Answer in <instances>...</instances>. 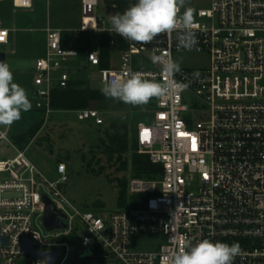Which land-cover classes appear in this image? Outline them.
<instances>
[{
    "label": "built area",
    "instance_id": "2783aa9c",
    "mask_svg": "<svg viewBox=\"0 0 264 264\" xmlns=\"http://www.w3.org/2000/svg\"><path fill=\"white\" fill-rule=\"evenodd\" d=\"M10 1L15 10L34 7L33 0ZM98 7L99 0H81L75 38L98 34L85 69L101 66L104 34L109 50L120 53L118 67L99 70L102 87L133 72L164 80L152 55L174 59L176 51H189L177 48L176 33L147 44L127 41L111 30L113 15H100ZM193 18L198 43L191 51L206 53L208 64L181 67L171 77L176 90L150 101L153 122H139L135 133L136 151L162 172L153 178L131 173L127 206L94 211L65 195L70 176L64 161L50 178L28 158V146H15L14 155L0 158V264H161L181 245L202 239L239 243L233 264H264V0H211L209 8L193 10ZM10 30L0 19V44L9 42ZM45 32L34 86L46 122L53 90L74 80L65 62L78 51L66 44L64 30L48 26ZM102 112L92 106L75 111L79 121L96 126L107 121ZM1 140L11 143L8 130L0 129ZM44 196L65 213V228L42 223ZM139 234H160L165 242L136 250Z\"/></svg>",
    "mask_w": 264,
    "mask_h": 264
},
{
    "label": "rangeland",
    "instance_id": "374dc122",
    "mask_svg": "<svg viewBox=\"0 0 264 264\" xmlns=\"http://www.w3.org/2000/svg\"><path fill=\"white\" fill-rule=\"evenodd\" d=\"M211 0H186L185 8L192 10L209 8ZM33 9L15 10L12 1L0 2V19L10 28V39L6 44H0V51L6 52L7 64L14 74V81L23 86L32 103L31 110L22 112L20 120L10 127L0 125V129L8 130L11 143L0 141V158L12 156L16 153L15 136L27 134L30 128L40 121L42 127L35 136L26 135L25 146H28L26 154L28 158L48 177L57 176L58 162L64 161L68 166L69 181L64 193L72 203L79 208L92 209L94 211H113L128 204V197L120 200V186L118 180H110L112 177H126L127 180L133 172L131 161L128 169L123 172H115L114 168L107 169L106 173L96 175L91 171L98 168L97 158L102 156L103 146L101 138L104 132L90 122L77 119V109H54L45 122L43 111L38 110L34 86V64L38 57L44 55L46 47V32L48 26L64 30L66 44L78 51V55L70 58L66 63L75 80H90L93 88H102L100 82L101 68H113L119 66L120 53L118 50H109L103 55V63L98 67L85 69L88 64L87 51L96 49L99 45L97 33H81V38L76 39L81 17V0H33ZM119 8L108 5L104 0H99L98 12L102 16L117 14ZM15 28V29H14ZM174 60L180 67L200 68L208 64L209 57L206 53L194 51H176ZM92 107L105 111L125 112L126 118L121 120L128 127L130 150L127 153L131 157L133 153V138L139 122L148 124L153 122V112L150 102L147 105L133 106L122 101L112 100L106 103H95ZM107 120L102 127L110 126ZM91 162V165L89 166ZM133 174V173H132ZM165 238L160 234H139L133 240V248L136 250H150L158 248Z\"/></svg>",
    "mask_w": 264,
    "mask_h": 264
},
{
    "label": "clouds",
    "instance_id": "9594fccd",
    "mask_svg": "<svg viewBox=\"0 0 264 264\" xmlns=\"http://www.w3.org/2000/svg\"><path fill=\"white\" fill-rule=\"evenodd\" d=\"M186 0H136L122 14L111 17V30L125 40L150 43L157 36L176 33L177 48L191 51L198 43L194 31L193 10L184 8ZM151 61L166 75L164 80L147 78L140 72L126 77L107 79L101 92L110 99L133 106L147 105L153 98L162 99L176 90L171 79L181 71L180 64L164 54H153ZM198 76L199 73H195ZM32 103L26 89L14 81V74L6 62H0V125L11 126L31 110ZM241 252L239 243L202 239L179 247L177 252L162 257L161 264H233Z\"/></svg>",
    "mask_w": 264,
    "mask_h": 264
},
{
    "label": "trees",
    "instance_id": "16d2710c",
    "mask_svg": "<svg viewBox=\"0 0 264 264\" xmlns=\"http://www.w3.org/2000/svg\"><path fill=\"white\" fill-rule=\"evenodd\" d=\"M108 5H116L119 8L118 13H123L128 7H130L136 0H104ZM108 36L103 35L102 39V63L104 53L109 51ZM114 99L107 98L99 88H93L90 80L87 78L72 80L67 88H56L52 93L51 105L53 109H81L91 107L95 103H106ZM43 121L33 125L27 134L15 136L14 141L21 148H24V141L26 135L32 137L36 135L39 129L42 127ZM104 125V124H103ZM99 125V129L104 132L105 136L101 138V145L103 146L102 156L97 158L96 163L99 165L91 169L96 175L106 173L107 169L114 168L115 172H123L128 169L129 162L133 170V175L141 178H153L157 173L162 172V165L153 163L147 154H140L136 151L137 144L133 138V153L131 157L127 156L130 150L129 133L127 125L121 120L111 121L110 126L102 127ZM96 126V125H95ZM26 147V146H25ZM91 165V162L89 166ZM108 178L112 181L118 180L120 188L119 196L123 202L126 197V190L128 180L126 177H112L111 174H107Z\"/></svg>",
    "mask_w": 264,
    "mask_h": 264
},
{
    "label": "water",
    "instance_id": "95a60500",
    "mask_svg": "<svg viewBox=\"0 0 264 264\" xmlns=\"http://www.w3.org/2000/svg\"><path fill=\"white\" fill-rule=\"evenodd\" d=\"M6 59V52L0 51V62H6ZM102 116L106 120H124L127 115L125 112L105 111L102 112ZM44 200L46 202V212L42 218V223L44 224V226L50 230L65 228L66 224L63 222V218H66L65 213L62 210L58 209L55 203L51 201L47 196H44ZM28 247L34 250L31 242L29 241ZM46 255L50 256L51 261L53 260V257L51 255Z\"/></svg>",
    "mask_w": 264,
    "mask_h": 264
},
{
    "label": "crops",
    "instance_id": "0c3cea01",
    "mask_svg": "<svg viewBox=\"0 0 264 264\" xmlns=\"http://www.w3.org/2000/svg\"><path fill=\"white\" fill-rule=\"evenodd\" d=\"M15 29V28H14ZM6 63H7V59H6ZM2 130H5V129H2Z\"/></svg>",
    "mask_w": 264,
    "mask_h": 264
},
{
    "label": "snow or ice",
    "instance_id": "6c2138e0",
    "mask_svg": "<svg viewBox=\"0 0 264 264\" xmlns=\"http://www.w3.org/2000/svg\"><path fill=\"white\" fill-rule=\"evenodd\" d=\"M193 143H194V141H193Z\"/></svg>",
    "mask_w": 264,
    "mask_h": 264
}]
</instances>
